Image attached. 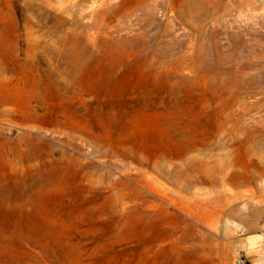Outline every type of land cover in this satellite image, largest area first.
I'll list each match as a JSON object with an SVG mask.
<instances>
[{
	"label": "rangeland",
	"instance_id": "obj_1",
	"mask_svg": "<svg viewBox=\"0 0 264 264\" xmlns=\"http://www.w3.org/2000/svg\"><path fill=\"white\" fill-rule=\"evenodd\" d=\"M239 258L264 264V0H0V264Z\"/></svg>",
	"mask_w": 264,
	"mask_h": 264
},
{
	"label": "built area",
	"instance_id": "obj_2",
	"mask_svg": "<svg viewBox=\"0 0 264 264\" xmlns=\"http://www.w3.org/2000/svg\"><path fill=\"white\" fill-rule=\"evenodd\" d=\"M237 263L238 264H245L246 263V261L244 260V259H237Z\"/></svg>",
	"mask_w": 264,
	"mask_h": 264
},
{
	"label": "bare ground",
	"instance_id": "obj_3",
	"mask_svg": "<svg viewBox=\"0 0 264 264\" xmlns=\"http://www.w3.org/2000/svg\"><path fill=\"white\" fill-rule=\"evenodd\" d=\"M260 212V211H259ZM257 213V212H256ZM256 215H258V214H256Z\"/></svg>",
	"mask_w": 264,
	"mask_h": 264
}]
</instances>
